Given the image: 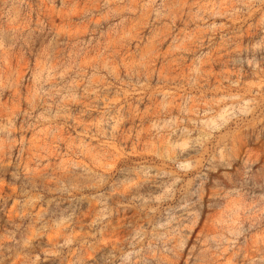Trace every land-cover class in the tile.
Wrapping results in <instances>:
<instances>
[{
	"label": "rangeland",
	"instance_id": "rangeland-1",
	"mask_svg": "<svg viewBox=\"0 0 264 264\" xmlns=\"http://www.w3.org/2000/svg\"><path fill=\"white\" fill-rule=\"evenodd\" d=\"M0 264H264V0H0Z\"/></svg>",
	"mask_w": 264,
	"mask_h": 264
}]
</instances>
